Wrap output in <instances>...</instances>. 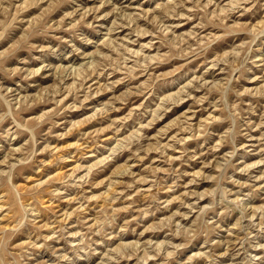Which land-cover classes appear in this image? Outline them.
Returning a JSON list of instances; mask_svg holds the SVG:
<instances>
[{
    "label": "rangeland",
    "instance_id": "374dc122",
    "mask_svg": "<svg viewBox=\"0 0 264 264\" xmlns=\"http://www.w3.org/2000/svg\"><path fill=\"white\" fill-rule=\"evenodd\" d=\"M0 264H264V0H0Z\"/></svg>",
    "mask_w": 264,
    "mask_h": 264
},
{
    "label": "bare ground",
    "instance_id": "6f19581e",
    "mask_svg": "<svg viewBox=\"0 0 264 264\" xmlns=\"http://www.w3.org/2000/svg\"><path fill=\"white\" fill-rule=\"evenodd\" d=\"M214 64V63H213ZM213 66V65H212ZM245 210H246V208H245Z\"/></svg>",
    "mask_w": 264,
    "mask_h": 264
}]
</instances>
